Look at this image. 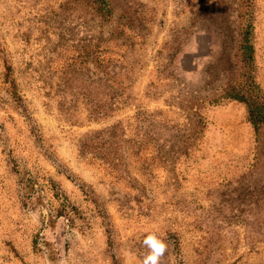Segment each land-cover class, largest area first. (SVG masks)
Returning a JSON list of instances; mask_svg holds the SVG:
<instances>
[{"label": "rangeland", "instance_id": "rangeland-1", "mask_svg": "<svg viewBox=\"0 0 264 264\" xmlns=\"http://www.w3.org/2000/svg\"><path fill=\"white\" fill-rule=\"evenodd\" d=\"M108 1L0 0V264H264V0Z\"/></svg>", "mask_w": 264, "mask_h": 264}, {"label": "trees", "instance_id": "trees-1", "mask_svg": "<svg viewBox=\"0 0 264 264\" xmlns=\"http://www.w3.org/2000/svg\"><path fill=\"white\" fill-rule=\"evenodd\" d=\"M96 10L99 15L107 18L111 14V5L108 0H94ZM252 16L246 15L244 21H241L239 27V47L238 52L243 64L250 68L253 61V47L251 45ZM246 82H248L247 92L237 91L231 88L226 91L225 98L238 101L247 106L248 117L254 129L264 125V102L257 101V95L254 94L255 87L252 84L251 74L246 73ZM253 88V90H252Z\"/></svg>", "mask_w": 264, "mask_h": 264}, {"label": "clouds", "instance_id": "clouds-1", "mask_svg": "<svg viewBox=\"0 0 264 264\" xmlns=\"http://www.w3.org/2000/svg\"><path fill=\"white\" fill-rule=\"evenodd\" d=\"M143 243L149 252L144 257L142 264H160V258L166 251V244L155 234L147 235Z\"/></svg>", "mask_w": 264, "mask_h": 264}]
</instances>
